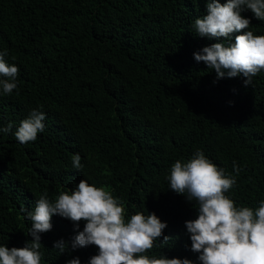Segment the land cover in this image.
I'll return each instance as SVG.
<instances>
[{"label": "trees", "instance_id": "obj_1", "mask_svg": "<svg viewBox=\"0 0 264 264\" xmlns=\"http://www.w3.org/2000/svg\"><path fill=\"white\" fill-rule=\"evenodd\" d=\"M208 2L0 0V53L19 69L17 89L0 90V128L12 124L0 131V244L24 247L32 237L22 210H34L41 195L54 202L85 179L110 191L126 219L142 212L166 222L170 240L161 245L162 236L146 255L200 264L185 227L199 205L167 179L177 160L186 163L197 150L235 177L225 195L236 207L254 210L264 201V70L245 87L242 76L217 79L194 59L244 31L199 36L194 21ZM241 15L248 30L264 35V21L247 9ZM34 109L45 113L44 131L22 144L15 132ZM51 224L39 234L41 264H89L98 253L94 245L71 248L85 221L75 229L53 215ZM60 240L68 242L61 254Z\"/></svg>", "mask_w": 264, "mask_h": 264}, {"label": "clouds", "instance_id": "obj_2", "mask_svg": "<svg viewBox=\"0 0 264 264\" xmlns=\"http://www.w3.org/2000/svg\"><path fill=\"white\" fill-rule=\"evenodd\" d=\"M250 10L257 20L264 21V0H218L207 3V14L196 18L194 28L201 37L228 38L239 33L234 43L228 41L213 43L203 47L200 53H193L197 62L203 61L214 69L217 79L242 76L243 85L250 86L252 78L264 70V35H254L248 30L250 20L241 12ZM0 53V90L4 95L17 89L16 77L19 69L9 65ZM18 94V93H17ZM45 113L32 110L28 118L20 122L15 136L20 143L35 141L37 134L44 131ZM9 123L0 128L8 132ZM73 167L83 168L81 157L75 154ZM233 172L239 175L240 169L233 162ZM170 189L177 194H186L189 201L199 205L198 216L185 221L190 234L191 251L198 253L200 264H264V201L256 209L236 207L228 192L235 184L234 176L225 174L202 151L197 150L186 163L177 160L167 177ZM25 211L31 221L28 234L32 240L22 248L9 249L0 244V264H41L42 247L40 233L52 228L51 218L59 215L70 220L75 229L85 221L82 231H78L70 244L73 250L94 245L98 253L92 256L89 264H193L184 258L149 256L156 241L163 236L166 222L154 214L137 212L125 218L124 205L114 198L104 187H96L81 179L71 192H61L56 200L50 201L41 195L32 211ZM170 240L163 236L161 245ZM68 242L57 241L54 248L64 253ZM66 264H80L78 258Z\"/></svg>", "mask_w": 264, "mask_h": 264}]
</instances>
